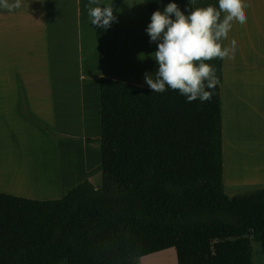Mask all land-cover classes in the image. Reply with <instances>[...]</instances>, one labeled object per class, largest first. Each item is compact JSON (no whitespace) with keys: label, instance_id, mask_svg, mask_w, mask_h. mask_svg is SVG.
I'll use <instances>...</instances> for the list:
<instances>
[{"label":"trees","instance_id":"16d2710c","mask_svg":"<svg viewBox=\"0 0 264 264\" xmlns=\"http://www.w3.org/2000/svg\"><path fill=\"white\" fill-rule=\"evenodd\" d=\"M100 93L102 135L85 141L101 149L102 185L86 180L59 199L0 192V264H140L179 235L201 240L180 264H255L264 185L226 191L220 86L203 103L108 77Z\"/></svg>","mask_w":264,"mask_h":264},{"label":"crops","instance_id":"0c3cea01","mask_svg":"<svg viewBox=\"0 0 264 264\" xmlns=\"http://www.w3.org/2000/svg\"><path fill=\"white\" fill-rule=\"evenodd\" d=\"M158 1L161 11L174 2L185 14L191 8L208 5L218 8V0H195L194 4L189 0ZM245 3L247 23L234 24L228 38L222 41V46H228L236 40L235 58L206 62L214 68L221 88L223 180L226 191L233 192V196L252 186L264 185V177L240 180L236 175V157L246 160L264 156V0H245ZM99 4L113 5L117 17V22L107 30L91 24L89 0H22V6L11 12L0 8L1 193L59 199L88 177L98 175L102 170L101 149L85 139L102 135L100 79L108 77L149 88L144 81L113 71L106 63V56L115 44L127 43L132 37H149L146 28L152 14L145 0H99ZM64 88L92 92L89 98L96 108L91 129L81 132L63 126L62 97L58 92ZM41 124L63 137L51 136ZM74 136L85 144H75L71 141ZM43 159L59 168V188L68 186L65 191L57 192V197L34 195L55 188H33L20 181L29 165ZM74 162L76 169H69ZM78 172L84 175L74 178L73 173ZM162 255L173 264L189 259L182 257L177 245L145 255L140 262L159 264L156 259Z\"/></svg>","mask_w":264,"mask_h":264},{"label":"clouds","instance_id":"9594fccd","mask_svg":"<svg viewBox=\"0 0 264 264\" xmlns=\"http://www.w3.org/2000/svg\"><path fill=\"white\" fill-rule=\"evenodd\" d=\"M189 2L194 4L195 0ZM21 6L22 0H0V8L9 12ZM247 7L245 0H218V8L212 5L191 8L185 14L176 3L170 2L163 11H154L146 32L150 43L157 44L152 58L158 68L154 74L144 75V82L152 92L171 89L186 97L188 103L197 99L201 103L210 101L219 79L206 62L235 58L236 40L228 46H222V41L228 38L234 24L247 23ZM88 16L92 25L104 30L117 22L113 5L101 6L99 0H89Z\"/></svg>","mask_w":264,"mask_h":264},{"label":"bare ground","instance_id":"6f19581e","mask_svg":"<svg viewBox=\"0 0 264 264\" xmlns=\"http://www.w3.org/2000/svg\"><path fill=\"white\" fill-rule=\"evenodd\" d=\"M156 50L157 44L150 43L149 37H132L127 43H118L112 46V50L106 56V63L113 71L144 81L146 72L154 74L158 68L156 61L152 58V54ZM62 104L60 117L64 127L81 132L91 129L90 117L94 115V112L90 114L92 109L87 104L84 89L65 88ZM37 142L50 146L43 140ZM236 152L239 151L236 150ZM52 158L54 160V157ZM44 160L29 165L20 181H24L27 186L33 188L51 187L58 190L57 192L65 191L66 187L59 188L58 186L61 179L59 168L54 163ZM236 167V175L240 180L261 179L264 177V156H255L246 160L238 156L236 157ZM231 172L233 173V169ZM34 195L50 196L47 194ZM156 260H159L157 262L159 264H173L163 255Z\"/></svg>","mask_w":264,"mask_h":264},{"label":"rangeland","instance_id":"374dc122","mask_svg":"<svg viewBox=\"0 0 264 264\" xmlns=\"http://www.w3.org/2000/svg\"><path fill=\"white\" fill-rule=\"evenodd\" d=\"M37 87L41 88L40 84H38ZM76 89L81 90L83 88H76ZM64 91H65V88H64ZM64 91L63 92H58V95L60 97H62V98H63ZM86 92L88 93V91H86ZM90 94L92 95V92L88 93L87 104L90 107V109H92V111H90V114H91L92 112H94V109L96 108V106H95L94 101L89 98ZM94 115H92L90 117V123H92V121L94 119ZM35 122H37V121H35ZM71 141H73L75 144H80V145H84L85 144L84 141L80 140L79 137H77V136L72 137ZM66 160L68 162H70L69 160H71V159H66ZM75 164H76V162H74L70 166L69 169H71V170L76 169ZM83 175H84V173H82V172L73 173V176H75L74 178L82 177ZM88 180H90L92 183H94L97 186H101L102 183H103L102 170H100V173L98 175L95 174L94 177L93 176L88 177ZM252 187H254V186H252ZM252 187H250V188H252ZM66 189H68V186L66 187ZM57 191L56 190L54 191V189H53V191H50V190L47 189L42 194H47V195H50L51 197L52 196L53 197H57L58 196ZM227 193L230 196H233V194H232L233 192L227 191ZM252 240H253V250H254V262H255V264H264V249H263L262 240L259 239V238H256L255 236H252ZM176 242H177V245L179 246V250H180L181 255H182L183 258H184V256L187 257V258L189 257V250L191 248H193V247L201 248V240L200 239H186V238L182 237L181 235H179V236L176 237ZM140 264H141V262H140Z\"/></svg>","mask_w":264,"mask_h":264}]
</instances>
